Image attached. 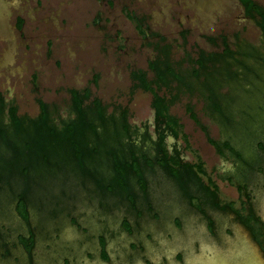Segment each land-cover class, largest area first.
Returning a JSON list of instances; mask_svg holds the SVG:
<instances>
[{"label":"rangeland","instance_id":"obj_1","mask_svg":"<svg viewBox=\"0 0 264 264\" xmlns=\"http://www.w3.org/2000/svg\"><path fill=\"white\" fill-rule=\"evenodd\" d=\"M256 1L264 7V0ZM123 8L144 17L148 37L137 32ZM223 38L231 48L251 44L264 53L261 30L252 18L244 16L239 0H0V95L14 102L19 113L35 115L39 110L37 99L41 98L57 105L65 116L68 89L88 86L92 95L109 104L108 113L117 105L127 106L129 122L142 128L144 122H152V97L149 91L134 85L130 72L141 68L151 76L148 60L158 53L154 43L169 44L175 65L187 69V57H196L200 50H221ZM237 58L245 64L238 69V75L228 74L223 63L218 73L207 80L223 84L220 89L223 113L231 121L225 126L235 135L244 156L255 162L256 140L260 138L264 143V67L260 58L249 53ZM230 62L237 69L236 61ZM174 84L169 89L162 87L160 92L169 97L177 92ZM186 103L193 105L210 135L222 139L220 127L203 110V97L197 91L182 89L170 105V112L182 122L188 147L181 136L169 135L166 144L170 149L178 145L189 161L199 156L219 186L220 197L224 200L235 197L234 182L229 185L219 178L236 170L235 158L216 152L187 113ZM150 129L153 130L152 126ZM153 168L154 172H150L151 167L144 169L149 184L147 195L157 206L165 202L159 211L168 214L183 209L192 214L173 177L157 164ZM250 179L255 181L258 177L253 175ZM84 180L72 173H68L66 182L60 175L46 179L45 187L36 188L38 199L28 201L29 214L23 215L24 218L13 210V192L0 189V264H27L21 245L13 243L16 235L26 233L29 227L35 231L34 262L50 264L65 248L59 246L64 242L56 234L61 228L65 234L75 233L71 216L88 227L81 240H74L76 247L92 232L107 233L110 228L119 227L122 216L133 217L126 197L110 193L104 196L94 188L90 178ZM18 184L14 183V187ZM133 190L140 198L137 182ZM4 246L11 253L2 254ZM12 254L18 256L17 260H13Z\"/></svg>","mask_w":264,"mask_h":264},{"label":"trees","instance_id":"obj_2","mask_svg":"<svg viewBox=\"0 0 264 264\" xmlns=\"http://www.w3.org/2000/svg\"><path fill=\"white\" fill-rule=\"evenodd\" d=\"M239 1L245 14L260 28L264 43L263 5L256 0ZM123 9L137 32L144 38L148 37L149 33L143 25L144 17ZM21 23L22 19L19 18L18 25ZM222 44L219 51L200 50L196 57H187L189 67L179 69L170 57V45L154 43L158 53L148 60L151 76L141 68L130 72L134 85L149 91L152 97L153 120L151 123L144 122L142 128L129 122L127 106L117 105L108 113L109 104L92 95L88 86L68 89L69 105L65 116L59 112L57 105L41 98L37 99L39 110L35 115L19 113L14 102L6 101L0 95V189L8 188L7 191L13 192L12 197L19 199V212L26 216L27 202L34 197L38 199L36 188L45 187L46 179L55 175H60L63 182L68 181V173L82 178V182L90 178L94 188L102 195L110 193L122 197L137 195L133 193L135 182L144 189L147 182L144 169L151 167L150 172H154L155 164L167 171L175 181H196L208 174L203 160L199 156L196 160H183L178 156V150L172 152L166 144V135L170 133L174 137L181 136L188 147L182 122L170 112V105L182 89L197 91L204 99L203 110L220 127L223 136L218 140L210 135L193 105L186 103L187 113L216 152L235 159L242 157L246 164L250 163L235 135L225 126L231 121L230 116L223 113L220 91L223 84L209 82L207 77L218 73L223 63V69L228 74L238 75V69L245 64L237 57L246 53L260 58V65L264 67V56H259L264 53L251 44L231 48L225 38ZM241 46L251 50L244 51ZM230 59L236 61L237 69H234ZM171 84H174L177 92L167 97L160 89H169ZM208 179L213 181L210 175ZM17 182L19 184L15 188L14 183ZM211 185L212 192L217 195V186ZM61 191L64 193L63 188Z\"/></svg>","mask_w":264,"mask_h":264},{"label":"flooded vegetation","instance_id":"obj_3","mask_svg":"<svg viewBox=\"0 0 264 264\" xmlns=\"http://www.w3.org/2000/svg\"><path fill=\"white\" fill-rule=\"evenodd\" d=\"M244 16L248 17L245 12ZM169 135L172 134L168 133L166 138ZM256 146L255 162L246 164L238 157L233 173L218 174L227 184L234 182L235 197L222 199L219 186L213 178L212 182L208 179L209 174L196 181L173 180L193 215L183 209L163 214L159 207L165 202L161 201L157 206L147 195L149 184L146 182L144 189L138 186L140 198L123 196L132 209V218L122 216L119 227L110 228L107 233L92 232L78 247L74 240H81L88 227L71 216L75 233L65 234L61 228L56 234L64 242L59 246L65 248L50 264H264L263 140L257 139ZM175 147L169 150H178V156L187 160L178 145ZM253 175L258 179L252 181L250 176ZM211 184L217 186V195L212 192ZM13 199V210L24 218L18 209L19 199L16 196ZM26 212L28 217V202ZM18 244L28 258L27 264H45L34 262L36 240L31 227L26 233L16 235L13 245ZM4 247L2 254L9 253L10 248ZM13 256V260H17L18 256Z\"/></svg>","mask_w":264,"mask_h":264},{"label":"water","instance_id":"obj_4","mask_svg":"<svg viewBox=\"0 0 264 264\" xmlns=\"http://www.w3.org/2000/svg\"><path fill=\"white\" fill-rule=\"evenodd\" d=\"M170 137V136H169Z\"/></svg>","mask_w":264,"mask_h":264}]
</instances>
